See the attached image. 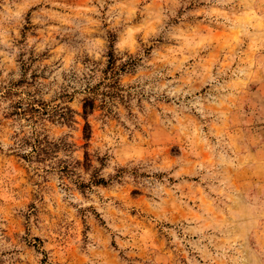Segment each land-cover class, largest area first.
<instances>
[{"label":"rangeland","instance_id":"rangeland-1","mask_svg":"<svg viewBox=\"0 0 264 264\" xmlns=\"http://www.w3.org/2000/svg\"><path fill=\"white\" fill-rule=\"evenodd\" d=\"M0 264H264V0H0Z\"/></svg>","mask_w":264,"mask_h":264},{"label":"trees","instance_id":"trees-1","mask_svg":"<svg viewBox=\"0 0 264 264\" xmlns=\"http://www.w3.org/2000/svg\"><path fill=\"white\" fill-rule=\"evenodd\" d=\"M110 50L111 46H109ZM108 66L107 69L104 70L103 75L104 78H102L101 83L105 85V80L110 75H115L116 71L114 69V55L112 51L108 52ZM121 70V69H119ZM100 85L91 86L89 84L86 85V88L84 89V93H86V97L82 99L81 101V116L85 121L84 124V139L89 140L90 137V127L87 122V117L93 113V110L95 108L94 106V96L97 95V88H99ZM63 99V98H60ZM14 113L17 115H23L25 119H29L32 123L36 124L43 120V117H48L49 119H57L56 121L62 123V124H69L70 122H74L73 114L74 111L70 109L68 106L60 107L53 111L48 112L45 107H43V104H39L38 102H28V103H21V102H15L13 104ZM31 137V138H30ZM30 137H23L18 139V148L23 146H30V149L28 153L22 154L24 159L31 160V158L36 159L37 162L44 163L47 159L53 156L54 153H56L59 149L62 150H68L70 148V145L63 140H59L58 142H51L48 140V137L39 133H32ZM86 156V154H85ZM85 161H87V158H85ZM66 171L67 167L61 168ZM62 171V170H61Z\"/></svg>","mask_w":264,"mask_h":264}]
</instances>
